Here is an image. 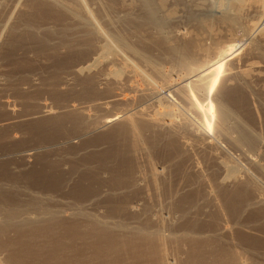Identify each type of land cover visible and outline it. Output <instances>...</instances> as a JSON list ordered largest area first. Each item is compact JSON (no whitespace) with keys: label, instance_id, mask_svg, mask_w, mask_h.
Instances as JSON below:
<instances>
[{"label":"rangeland","instance_id":"obj_1","mask_svg":"<svg viewBox=\"0 0 264 264\" xmlns=\"http://www.w3.org/2000/svg\"><path fill=\"white\" fill-rule=\"evenodd\" d=\"M33 1L34 0H30V1L29 0H0V3H2L3 6H6L5 8H3L4 11L3 10L0 11V16L3 14L0 17V20L2 19V17L11 16L13 17L12 21L14 23L17 21L15 24H17L16 26H19L20 25L19 23L22 22L23 17H26L27 15L29 16L30 12H31L30 15L32 14V9L30 7V4L34 3ZM85 1L87 3V8L90 11H92V13H96L93 15L95 16V18H97L98 22L101 23L102 28H104L103 26L104 23H102L103 22L102 20H99L100 19L99 14L101 12H102V15L104 13L105 18L107 20H110L109 18H111V22L115 20V23L112 22V24H114L113 26L115 30H117V33H120L121 37H123L124 43L126 44L127 47L128 46H131L134 48L139 47V49H141L143 43L140 39L143 36H144L143 39L145 38L148 39L147 36L149 35L151 39V40L149 39L150 43H152L153 39L156 38V34H157L156 30L138 32L137 29L133 28L135 26L134 24L130 25L129 23H127L125 24V26L122 25V22L120 21H122L121 18L123 17L121 15L122 14L124 15L123 8L126 11H128L126 6H124L122 9L120 7V9H116L117 11L114 12V14L113 12L112 14H110L111 12L108 10L107 8L108 5L106 4L107 1L99 0L101 4H106L107 6L100 5L99 1L97 0H88L89 2L87 0ZM158 1L159 0H156L157 3ZM162 1H163V4L165 5V7L163 8L164 17H165L163 18V20L165 22L162 28V34L164 35V37L172 38L177 33H183V35H189V32H190V35L192 33L191 36L195 37L194 39L197 42L202 41L201 42L202 44L211 48V46H214L213 42H215V39L213 40V36H210L209 32L215 34V36L219 38L220 43H223L227 35L233 32L229 26L225 24L222 25L219 22L217 23V21L215 20V18L220 16L221 9L225 5L226 1L228 0H196V1L195 0H162ZM262 2L264 5V0H262ZM99 6L100 7L102 6L103 8H100ZM105 7L108 11L105 10ZM100 9H101V12L98 11ZM112 15H115V16L112 17ZM20 16H21V19H20ZM119 16L121 18H119ZM1 24L2 23L0 22V25ZM115 24H117V26ZM9 28L10 26L9 27L7 26L5 30L0 29V125H3L2 128L0 126V154L1 155L8 154L9 158H7L6 156L5 160L9 159L11 161L10 163H13V164H9L7 162L6 164L7 166H9L8 168H10L11 166L14 172L16 170V172L13 174V171H11L12 170L11 168L7 169L8 172L10 173L7 172L8 173L7 176L4 177V179L6 180H2V183H6L7 185V187H5L6 188L5 196L8 201L17 202L21 204L19 211H37L30 206L27 208L24 206V204L31 205L32 204L31 198H34L35 199L34 201L38 199L37 202H40V204H43L45 207L46 206H48V208L51 207L50 210L52 211H64L66 215L69 213L67 216L70 215L72 217H75L76 215L75 213L77 211H84L85 213L88 212L87 214H89L92 211V213H90L89 215L95 216V218L97 217V219H99L101 222H104L106 224H107V221L109 220L107 224L108 226L112 227L114 226L113 224H116L115 226H118V228L122 229V231L125 233H128V231L133 233L135 232L134 231L135 228H138V227H143L147 234L148 232H150L149 234L156 233L155 235H158L157 232H159L160 233L159 237H162V239H164L163 245H162V251L165 253L164 254L165 257L167 256L165 260H169L168 262L171 264H186L187 259L190 257L189 255L191 254L190 253L191 250L196 249V248H192L190 242L182 240V238L185 236L184 233L189 231V229L191 231L196 230L193 234H191L192 237L199 235L198 238L207 239L208 237L210 238L214 232L219 230V228L228 227L230 230L228 229L229 231H227V234L224 235L225 239L223 240H225L224 241L225 243L226 242L231 243V246L233 247L231 248V251L232 249L233 251L236 250L239 256L240 257L242 256L241 258L243 260L245 259L248 261V262L245 261L246 263H250L253 261L254 263L264 262V218H263L264 211H253V208L255 207L249 206L251 210L248 208L246 210L244 209L242 212V210L239 209V206L241 204L238 207H236L237 208L236 209L235 206H232L231 203L230 204L228 203L229 201L227 202L228 203L227 205H230V206H227L224 198L219 194L217 183L223 179H226L225 176H227L228 173L225 174L223 171L222 172L218 170L216 171V169H214L215 166L212 168L213 166L212 162H210L211 163V168H210L209 160L207 162L206 161L207 159H205V156H207V153L209 152L211 155L212 154L214 156L216 155L217 158L224 160L225 162L228 160L227 162L229 163V165H232L234 167H236L235 165H237L240 171L238 172V170H236L238 175L240 174L242 175L244 172V174L248 173L251 180L254 179L255 177V179L252 181L253 183L256 182L255 185H257L259 182V184L257 185L258 190H259L258 193L263 194L261 196L262 198L264 197V193H263L264 190H262L264 189V175L263 174L260 175L259 172L257 173V171L252 170L251 168H248L249 165H247L248 164L247 157H250L253 159L257 158L259 159V161L261 160L260 162H262L263 164L264 163L263 156H262L263 153H261L263 150H261V148L260 149L257 148L255 152V150L253 151L251 149L250 150L248 149L250 151L249 152L247 151L246 149L247 147L245 146H241L240 148L234 147L235 145H233L232 142L230 143V140L226 136H223L224 134L221 133L220 131L221 128L217 125L219 124L218 113L216 114L215 112L216 110L214 111V109H212L213 107L211 108L210 105L208 106V104L205 102L206 101V95H205L206 94V90H205L206 84L209 81H210L209 83H212L214 79H215L214 81H216L222 78V81L215 82L214 87L218 90L221 99L224 100L223 103L227 106L229 105L231 108L239 107L238 105H241L242 107H245L246 111L248 110L247 111L248 115H249V112H252L250 114L255 115V117H257L256 120L258 119L256 121V126L254 127L257 128L256 130L259 135L262 134L264 136V42L261 43L262 45H259L260 47H259V50H257L258 52H256V50L255 51L248 50L250 46L249 47L246 46L243 54H241L242 56L239 55L240 58L237 57V59H235L233 64L230 63V64H226L223 66L219 65L221 66V68L219 69L217 68V70L214 71L213 76H210L209 79L208 77H202V78H198L194 80H188L189 83L195 84L198 87L200 86V88H198L199 91L197 93H193L194 95L189 92L187 93L186 87H184V90H181L183 89V87L180 88V90H178L177 92H171V91L162 89L163 84L166 83V81H178L181 77L187 76L188 72L183 66L178 65L172 56L168 55L167 53L164 54V52H162L163 50L161 51V49H158V47H156L153 44L154 41L152 44H150V46H147L149 41H147L146 39L147 44L145 46H147L146 52L147 54H149L147 55L149 57V62H146L144 59L140 58L138 55L132 53V51H128V48H126L125 46L123 47L122 43L116 42L115 52L117 53H115L114 62L111 65L114 67L112 68L116 69L117 71H120L123 68L124 69L128 68L131 71H134L135 75L134 74L132 76L130 75L131 77L129 76V78H128V75H125V76L122 75L123 77L121 78L119 77L114 83V85L113 86L111 85V87L108 88L109 90L108 89L106 90L104 89V87H102L105 93H100V92L93 93L91 91L92 93L91 94L90 92H87L88 90H86L87 89L86 84L84 83L81 84L80 78L74 77L70 74L71 73L70 71L73 68V66H76L77 64H79L78 62L82 61L79 58L80 56L76 57L78 54L76 55L75 53L71 52L70 50H68L67 48L63 46H60L59 44H55V46H57L55 47V51L50 50V49L44 50L45 48L43 49L42 47H39L38 45H37L38 47L34 46L32 39H29L27 43L23 42L21 46L17 45L19 48L16 47V45L10 46L11 36L9 35H11V33L9 32L10 31ZM234 35H236V33H234ZM236 45L242 46L246 44H245V41L238 40L236 42ZM211 56L212 55H210V58ZM151 61L153 62L150 63ZM251 68L254 69V71L253 73H251L252 75H250L246 80H244L245 82L240 77L236 76L238 72L240 71L242 72L245 69L250 70ZM219 74H221L220 75L221 77L219 76ZM162 76H164L165 78ZM65 79L71 80V81L68 80L69 85H64L63 81H65ZM148 84L151 88L152 86L153 88L154 87L157 88L159 94H156V96H154L153 94L151 95L148 94L150 92L149 90L151 89L148 86ZM129 85L130 86L136 85V87L139 89L144 88L143 91L147 92V96L146 95L142 96L140 97L141 99L138 98L139 96L136 95L137 93L135 92L133 87L130 88ZM63 86H65V88ZM111 92H115L116 95L119 94L121 97L122 96L124 97L134 96L135 97L136 96V99L138 100H136L132 104V106L134 107V110L131 109L133 108L132 106H130L131 108L127 107L131 109L130 110L131 112H134L136 110L137 111L140 110L144 112L145 110V112H147L146 113L147 115L150 113L149 114L150 116L151 114L153 115L154 113H156V111L158 110L160 111L164 109L163 111H165L167 109L169 110L172 116L177 115L176 117L178 118L172 117L171 115L170 116L174 119L176 118V120H178L179 123L185 122L186 124L189 125V126L187 125L186 127H184L183 125L181 127L182 129L180 130V133H178V137H179L178 139H182L183 141L187 140L188 142L190 141L189 143H192V146L193 145L197 146V148L195 146L194 147L191 146L192 150H190L191 152L189 155L190 157L193 156L192 158L187 157L189 155H185L187 158L186 157L184 158L186 159L184 158L179 159L180 157L178 156L174 157L175 155H174L173 150L162 149L163 146L165 145L161 146L162 148L159 147V149L161 150L159 149L149 150L147 148V145H145L146 147L143 145L147 153L146 152L144 153L142 150H138V151L136 150L137 151L135 154L136 156H134L135 160L133 161V163L130 162L131 165L127 159L125 160L126 157L124 158V160L122 158L123 161L120 159L121 160L120 162L124 163V164L122 163L123 166H125L126 164V166L127 165L128 166L127 167L125 166V168L130 169V170L128 169L129 172H127L126 177H124L125 181L123 183L122 189L119 188V190L117 191V192L120 191L119 197L122 196L124 198L123 199L124 203L127 204V205L124 204L125 207H123V210H122L123 204L120 205L121 208H119V206L116 203V200H114L113 198L114 194L113 195L110 194V190L113 187L115 171L113 172V169L110 168L109 166H106L103 162H100L98 160H96L98 162H94V159L90 158V156L93 157L94 154L102 153L103 152L102 149H104V146L106 145L105 143H104V146L100 145L101 147L100 152L97 151V152L85 153L88 155L87 156V155H84L82 151L80 152L81 155H79L80 153L78 154L80 157L79 156L76 157L74 150H71L66 147L68 149L67 150L65 147L61 145H59L60 146L59 147L58 143L61 142L62 138L66 139V138H72L73 136L75 137V135L78 134L77 131L74 132L75 130L73 131V129L69 128L68 126L65 127V124L64 126H61V127L60 126L58 127L53 124L51 125L50 123H46V121L48 120H45V121L43 120L30 121L29 120L30 122L28 120H25L28 117H31V115H33L34 113L39 111L40 109L39 106H41L40 104H46L50 106L51 108H53V110L58 112V111H63L67 107L68 104L71 105L73 103L74 105L76 106L78 105L79 107L85 106V108H87L88 111L89 110L91 111V114L97 115L94 117L98 119V116H99L98 120L103 121V119H107L108 117L103 113L101 114V112L100 114L97 113V111L96 110L94 111V108L92 107L95 104H97L99 101L106 100L105 99L106 96H109L110 94H112ZM5 101L9 102L11 105H13L12 107L16 109L17 111V115L15 116L16 120H15V117L10 116L7 113L6 106L3 104ZM194 103L195 105L197 106L199 105V107H202L201 108L202 113H204L202 114L203 116L200 113H198V111H196V109L194 108L196 107ZM138 106L143 107V108L136 109V108H139ZM145 106L147 107L145 108ZM119 108L121 110L126 109L124 108V106H122V107H116L117 110L114 108L113 111H119L120 110ZM62 115L67 116L66 114H60V117H63ZM216 115H217V118H216ZM165 118L167 119V116ZM229 122H230L229 125L233 124V120L231 121L229 120ZM217 127H219L220 130H218ZM37 129H39V131ZM145 129L146 130L144 131H146L147 136L149 138L152 137L153 134H152L151 129H148L146 127ZM262 135L260 136V138L262 139V142L264 143V137ZM103 138L104 137H102L101 135L99 137L97 136L94 139L102 141ZM117 138L115 140H117L119 143H117L116 141L114 143V146L116 147L115 150L117 151V153L121 154L120 151L127 149L129 144L127 141H125L124 143L123 138H119V139ZM203 138L205 141L207 140L209 141V143L213 145V147L211 146L212 147L211 149L210 148L207 149L209 150L207 153L206 151L203 152V149L201 150L198 148L199 146L198 142ZM194 140L195 141L199 140V141L195 142ZM62 142H63V139H62ZM83 142L84 140L77 141L78 144H81ZM173 142H174L175 147H171V148L177 149L175 140H173ZM119 144L122 145V147H118ZM56 145L57 147H54ZM75 148L77 149L78 147H75ZM216 149L217 151H215ZM11 150H13L12 151L13 153H9ZM26 150H27L26 152L27 154L24 153V151ZM155 151H158V152H155ZM161 151H163V153H161ZM170 152L172 153L170 154ZM213 152L216 154H214ZM204 153L206 154L204 155ZM73 154L75 157L72 156ZM191 154L193 155L191 156ZM85 156L87 157V159ZM147 157H149L150 160ZM260 157H262V159ZM119 158H121V156ZM190 159L193 161H191ZM86 161L87 163L83 164V162H86ZM25 162L28 163V165L30 166H28ZM184 162H186L187 164ZM179 163H180V166L178 167ZM148 164H150L151 166L150 165L148 166ZM196 164L198 166H196ZM190 165L192 167H190ZM193 165L198 168L193 167ZM151 167L157 169L158 173H162L164 177L158 179L157 181L156 180L150 181L149 168L151 169ZM238 167L236 168L238 169ZM209 168L210 170L214 169L217 174L213 173L212 170L210 172ZM194 169H196V171H199L201 176H204L205 178L201 177L199 175V172L198 173L194 172ZM250 169L252 170L251 172H250ZM97 170H98V173H97ZM179 170L181 171V173ZM130 171H132L133 173L132 177H130L131 175ZM245 171H248V172H245ZM178 173H179V177H178ZM128 175H129V178H128ZM195 175H196V178H195ZM133 176L135 177L134 179H133ZM197 176H199L198 178L203 181L201 182V180H199ZM243 177L244 176H242V178ZM214 178L216 180H214ZM210 179H213V180H210ZM205 182H206V185H205ZM152 183L154 184V186ZM9 185H12V186L10 187ZM208 188H210V190ZM196 189H197V192H196ZM208 190L209 192L214 193V196L216 197L215 199L209 198L208 201L206 200L207 197L205 198V195H206L205 192L207 193ZM228 192H230V190H228ZM187 194L190 197L189 198L190 202L194 200L193 203H195V201L196 203H200L197 205L198 207H195L197 208V211L199 210L198 213L196 209L194 208L196 212L192 210L193 212H188L187 213L188 215H187L186 213H183L186 211H183L180 205L178 204L176 206L174 205L177 202L176 198H178L181 195L182 196L185 195L184 197H188ZM190 195H192L193 198ZM251 197L252 195H250V198ZM219 205L220 207H218ZM124 208L126 209L124 210ZM128 208L135 209L136 214L129 213L130 211L127 210ZM149 208L150 210H147ZM233 209H236V210H233ZM202 210L204 211L203 214H202ZM73 211L75 215L72 214ZM126 211H129V212H126ZM187 211H191V208H189ZM230 211H237L236 215L234 213V216H233ZM29 215L34 216L32 215V213H30ZM101 215L103 217H101ZM104 217L105 219H103ZM109 222L112 223V225ZM124 224L127 226H124ZM125 227L127 229H125ZM146 227H148L149 229H147ZM196 227L198 228L193 229ZM199 231L202 233H200ZM30 234L35 235L38 233L34 231L33 232L30 231ZM3 235H1L0 244H3V245L5 244L4 245L5 248H0V264H36V262L41 258L43 252L39 251L36 248H32L34 251L31 253L32 254L31 257L33 256L31 258V262H24L25 260H27L25 256H22L20 263L8 261V256H9L8 253L12 252L13 250L19 249V247H21L22 243L25 242V240H23L22 242H19L22 238L20 239V233H18V231L14 229L9 230L8 233L5 232V234ZM253 237H256L257 239H253ZM26 241H30V240L26 239ZM9 243H12L14 247L6 248V246L8 247ZM35 252L36 254H34ZM34 258L36 259L38 258V260ZM255 258L257 261L255 260Z\"/></svg>","mask_w":264,"mask_h":264},{"label":"bare ground","instance_id":"obj_2","mask_svg":"<svg viewBox=\"0 0 264 264\" xmlns=\"http://www.w3.org/2000/svg\"><path fill=\"white\" fill-rule=\"evenodd\" d=\"M97 1H99V0H97ZM100 1H102V0H100ZM100 1H99V3H100ZM104 1H107V3L106 2L105 3L108 6L106 4H101V3H100V5H102V6L106 5L108 10L111 12L110 14H112V12L114 14V12L117 11L116 9H120V7H121V9L124 6L127 7L128 11H126L123 8L124 15L123 14L121 15L123 18H121L119 16V18H121V20H122L120 22H122L123 26H125V24H127V23H129L130 25L134 24L135 26L133 28L137 29L138 32H144V31H148V30H156L157 31L156 38L154 37L155 38V39H153L154 43H153V41H152V43L156 47H158V49H161V51L163 50L162 52H164V54L167 53L168 55L172 56L178 65L183 66L187 70V72H188L187 76L181 77L178 81H166V83L163 84L162 89H165V90H168L171 92H177L182 87H183V89H181V90H184V87H186L187 93L188 92L192 93V94L197 93L199 91L198 88H200V86L198 87L195 84H191L188 82V80H194V79H198V78H202V77H208V79H209L210 76H213V73L215 70H217V68L218 69L221 68V66H219V65L223 66L226 64H230V63L233 64V62L235 61V59H237V57L240 58L239 55L243 54L246 46H248V47L250 46L248 50H251V51L256 50V52H258L257 50H259V47H260L259 45H262L261 43L264 42V5H263L262 0H228V1H226L225 5L221 9L220 16L215 18V20L217 21V23L219 22L222 25L225 24V25L229 26L233 32H231L230 34L227 35L226 39L224 40L225 42L223 41V43L219 42V38H217L215 36V34L209 32V35L213 36V40L215 39V42H213L214 46H211V48L202 44L201 43L202 41L197 42L194 39L195 37L191 36L192 33L190 35V32H189V35H183V33H177L176 32L177 34L174 35V33H173L174 36L172 38L164 37V35L162 34V28H163V25L165 22L163 20V18H165L164 12H163L164 11L163 8L165 7V5L163 4L162 0H159L158 3L156 2V0H104ZM33 2L34 3L30 4V7L32 9V14L30 15V13H31L30 12L29 16L28 15L26 17L22 16L23 17L22 22L19 23L20 25L18 24L19 26H16L17 24H15V23L17 21L14 23L12 21L13 17H11V16L10 17H2V19L0 20V22L2 23L0 25L1 30H5L7 28V26L8 27L10 26L9 32L11 33V35H9L10 33L8 34L9 36H11L10 46L16 45V47H18L17 45L21 46L23 42L27 43V41L29 39H32L34 46L38 45L39 47H42L43 49L45 48L44 50L50 49V50L55 51V47H57V46H55V44H59L60 46H63L65 48H67L68 50H70L71 52L75 53L76 55L78 54L76 57L80 56L79 58L82 61L78 62L79 64H77L76 66H73L72 69L70 68L71 69L70 74L74 77L80 78L81 84L82 83L86 84V87H87L86 90H88L87 92L91 93V91H92L93 93H96V92L97 93L98 92L105 93L103 90L104 89L107 90L109 87H111V85L113 86L119 77L120 78L123 77L122 75H124V76L128 75V78L130 75L131 76L133 74L135 75V72L131 71L128 68H125V69L123 68L120 71H117L116 69L112 68V67H114V66H111L112 63L114 62V56H115V53H117V52H115L116 51V42L122 43L123 47L125 46L126 48H128V51H132V53L138 55L140 58L144 59L146 62H149V57L147 56L149 54H147V52H146V47L150 46V44H152L149 41V39H150V37L148 35L149 33L146 34V35H148L147 36L148 39L147 38L143 39L144 36L143 37L141 36L142 38L140 40L143 43L141 49H139V47L138 48H134L131 46L127 47L126 44L124 43L123 37H121L120 33H117V30H115V28L113 26L114 24H112V22L115 23V20H113L112 22H111V18H109L110 20H107L105 18L104 13L102 15L101 9L98 10L101 12V13L99 12L100 13L99 14V18H100L99 20H102L103 21L102 23H104L103 24L104 28H102L101 23H99L97 18H95V16L93 15L96 13H92V11H90L87 8V3L85 0H34ZM160 2H161V4H160ZM1 6H3L2 3H0V11H2V10L4 11L3 8H5L6 6H3V7H1ZM102 6L101 7L99 6V7L103 8ZM99 7H98V9H99ZM105 10H107L106 7H105ZM107 13H109V12H107ZM106 15H108V14H106ZM114 16L115 15H112V17H114ZM97 17H98V15H97ZM20 19H21V16H20ZM18 20H19V18H18ZM116 23H117V21H116ZM115 25L117 26V24H115ZM234 33H236V35H234ZM138 37H140V36H138ZM146 39H147V41H149L147 46H145L147 44ZM238 40L239 41L240 40L245 41L246 45L237 46L236 42ZM28 45H29V43H28ZM30 45H32V44H30ZM154 45H152V46H154ZM211 49H213V50H211ZM5 51H7V50H5ZM210 55H212V56L214 55V56L213 57L211 56V58H210ZM51 56H52V54H51ZM152 62L153 61H151L150 63H152ZM253 71H254V69H252V68L250 70L245 69L242 72L241 71L238 72L236 74V76L240 77L244 81L250 75H252L251 73H253ZM223 73H224V71H223ZM166 75H167V73H166ZM220 75L221 74H219V76ZM162 77H164V76H162ZM68 80H70V79H68ZM68 80L65 79V81H63L64 85H69ZM214 80L212 83H209L210 82L209 81L206 84V87H205L206 101L205 102L208 104V106L210 105L211 108L213 107L212 109H214V111L216 110L215 111L216 114L218 113L219 124H217V125L221 128V130H220L219 127H217L218 130H220L221 133L224 134L223 136H226L230 140V143L232 142V144L235 145L234 147L240 148L241 146H245V147H247L246 148L247 151H249L251 149L253 151L255 150V152H256L257 148H259V149L261 148V150H263L261 153H263L262 156H263V160H264V143L262 142V139L260 138V136L262 134L259 135L257 130H256L257 128L254 127V126H256V121L258 120V119L256 120L257 117H255V115L250 114L252 112H249V115H248V112H247L248 110L246 111L245 107H242L241 105H238L239 107H235V108H231L229 105L228 106L225 105L223 103L224 100L221 99L218 90L214 87L215 82L222 81V78L220 80L219 79L216 81H214ZM145 84H147V83H145ZM139 85H141V84H139ZM81 86H83V85H81ZM115 86H116V84H115ZM148 86H149V84H148ZM63 87L65 88V86H63ZM102 87H104V89H102ZM132 87L135 90V92L137 93L136 95L139 96L138 98L145 96V95L147 96V92L143 91L144 88L139 89L136 87V85L130 86V88H132ZM112 90H113V88H112ZM149 91L150 92L148 94H150V95L153 94L154 96H156V94H159L157 88H155V87L153 88V86ZM135 92H134V94H135ZM111 93L112 94H110L109 96H106V98H105L106 100L99 101L100 103L98 102L97 104H95L92 107V108H94V111L95 110L97 111V113L100 114V112H101V114L103 113L108 117L107 119H103V121L98 120L99 116H98V119L96 117H94L97 115L91 114V111L89 110L90 111L89 112L88 109L85 108V106L79 107L78 105L76 106L73 103L71 105L68 104L65 109L62 108V109H64L63 111H58V112L53 110V108H51L50 106H48L46 104H40L41 106H39V108H40L39 111L34 113L33 115H31V117H28L25 120H28V121L29 120L30 121L48 120V121H46V123H50L51 125L53 124V125H56L58 127L59 126L61 127V126H64V124H65V127L68 126L69 128L73 129V131L75 130L74 132L77 131L78 134H76L75 137L73 136L72 138H66V139L62 138L63 142L61 139V137L63 136L62 135L60 137L61 142L58 143V146L61 145L65 148L67 147L71 150H74L76 157L81 155L80 152H82V151H83L82 153L84 155H87L85 153H88V152H97V151L100 152V150H101L100 145L104 146V143H105L106 144L104 146L105 150L102 149L103 150V152L101 151L102 153L94 154L93 157L90 155L89 156L91 159H94V162H98V161L103 162L106 166H109L110 168H112L113 172L115 171L113 187L110 190V194L111 195L114 194L113 198H114V200H116V203L119 206V208H121L120 205L123 204V206H122V210H123V207H125L124 206L125 203L123 201L124 198L122 196L119 197L120 191L119 192H117V191L119 190V188L122 189L123 183L125 181L124 177H126L127 172H129L128 171L129 168L126 169L125 168L126 164H125V166H123L124 163L122 162L123 163L122 164L120 162L122 160V158L124 160V158L126 157L125 160L127 159L129 161V163L130 162L133 163V161L135 160L134 156H136L135 154L138 150H142L144 153L145 152L147 153V151L144 148L145 145H147V148L149 150H152V149L158 150L159 147L162 148L161 146L165 145V146H163L162 149L173 150L174 155H175L174 157L178 156V157H180L179 159H181V158L186 157L185 155L190 154V152H191L190 150H192L191 149L192 143H189L190 141L188 142L186 139L185 140L187 142L183 141L182 139H178L179 138L178 133H180V130L182 129L181 127L183 125H184V127H186L188 124H186L185 122L179 123L178 120H176V118H178V117H176L177 115L172 116L171 113L169 112V110H167V109H166L167 111L166 110L163 111L164 109L160 110V111L158 110L159 112L156 111V113H154L153 115L151 114L150 116H149L150 113L147 115L146 114L147 112H145V110H144V112L146 115L144 114L143 111H140V110H138V111L136 110L134 112H131L130 111L131 109L134 110V107L132 106V104L136 100H138V99H136V96L135 97L134 96L133 97L122 96L123 97L122 98L119 94L116 95L115 92H111ZM191 97H192V95H191ZM190 103H192V102H190ZM3 104L6 106L7 113L10 116L15 117L17 115L16 109L12 107L13 105H11L7 101H5ZM194 105H195V103H194ZM122 106H124V108H126V109L121 110L119 108L120 109L119 111H113L114 108L116 109V107H122ZM130 106H132L133 108H131ZM195 106L196 107H194V108L196 109V111H198V113H200L201 115L204 114V113H202V109H201L202 107H199V105L198 106L195 105ZM127 107H130L131 109L127 108ZM146 107L147 106H145V108ZM232 107H234V106H232ZM89 108H91V107H89ZM141 108H143V107H139L136 109H141ZM249 110H251V109H249ZM242 111L243 112L246 111V112L243 113ZM60 114H66L67 116L62 115L63 117H60ZM211 114H210V116H211ZM170 115L172 117H176V118L174 119ZM166 116H167V119L165 118ZM57 118H58V120H57ZM103 118H104V116H103ZM216 118H217V115H216ZM15 120H16V117H15ZM229 120L230 121L233 120V124L229 125V123H230ZM180 122H181V120H180ZM0 126H1V128L3 127V125H0ZM145 127L148 129H151L152 134H153V136H152L153 138L152 137L149 138L147 136L146 131H144V130H146ZM37 130L39 131V129H37ZM147 133H149V132H147ZM67 134H68V132H67ZM71 134H73V133H71ZM233 134H234V136H233ZM101 135H102V137H104L102 141L94 139L97 136L99 137ZM117 137L123 138L124 143H125V141H127L129 144L127 149H124L121 151L118 149L121 154L117 153V151L115 150L116 147L114 146V143L117 141V140H115ZM119 138H117V139H119ZM92 139H94V140H92ZM79 140H81V141L84 140V142L81 144H78L77 141H79ZM173 140H175L177 149L171 148V147H175ZM199 140H196V141L194 140V141L198 142ZM117 143H119V142L117 141ZM198 143H199L198 148L201 150L203 149V152L206 151V153L209 151V150H207L208 148L211 149L213 147V145L211 143H209V141H207V140L205 141L204 138L201 139ZM109 144H110V146H109ZM121 144H123V143H121ZM119 145H118V147H122V145H120V146ZM126 146H127V144H126ZM194 146L195 145H193L192 147H194ZM54 147H57V145ZM75 147H78V148L76 149ZM195 147L197 148V146H195ZM111 148H113V149H111ZM246 149H244V150H246ZM159 150H161V149H159ZM12 151L13 150H11L9 153H13ZM215 151H217V149ZM26 152H27V150L24 151V153H26ZM155 152H158V151H155ZM57 153H58V151H57ZM161 153H163V151H161ZM171 153L172 152H170V154ZM206 153H204V155ZM208 153H207V156H205V159H207L206 160L207 162L209 160V164H210L209 167L211 168L210 162H212V165H213L212 168L215 166L214 169H216V171L217 170L221 171V172L223 171L225 174L228 173V175L225 176L226 179H223L221 181L219 180L220 182L217 183V188H218L219 194L224 198L226 205L228 203L229 204L231 203V205L235 206V208H236L241 204L239 206V209H241L242 212L244 209L245 210L248 209L249 206L255 207V208H253V211H264V197L262 198L261 195H263V194L258 193L259 190H258L257 185L259 184V182L257 181L258 184L255 185L256 182L253 183V181H252L255 179V177H254V179L251 180L248 173L244 174V172L242 171L243 169L241 171L243 172L244 175L243 174L242 175L240 174L241 176L238 175L236 170H238V172H240V171H239V167L237 165H235L233 163L236 167H238V169L232 165H229V163L227 162L228 160L225 162L224 160L217 158L216 155L214 156L213 154L211 155L210 153L209 154ZM67 154H68V152H67ZM214 154H216V153H214ZM148 155H149V153H148ZM192 155L193 154H191V156ZM6 156H7V158H9L8 154H3V155L0 154V238H1V235L5 234V232L8 233L9 230L14 229V230H17L18 233H20V239L22 238L21 240L19 239L20 240L19 242H22L23 240H25V242L22 243V245H21V247H19V249L13 250L12 252L8 253L9 254L8 261L20 263L22 256H25L27 258V260H25L24 262H31V258L33 257V256L31 257V255H32L31 253L34 251L32 248H36L39 251L43 252L41 258L39 257L40 258L39 260H38V258L37 259L34 258V259L38 260L36 262V264H171L168 262L169 260H165L167 256L165 257V255H164L165 253L162 251V245H163L164 239H162V237H159L160 236L159 232H157L158 235H155L156 233L155 234H152V233L149 234L150 232H148V234H147L143 227L137 226L138 228H135V230H134L135 232L131 233L130 231H128V233H125L122 231V229H119L118 226H115L116 224H113L114 226H112V227L108 226L107 224H108L109 220L107 221V224H106L104 222H101L99 219H97V217L95 218V216L89 215L90 213H92V211L89 214H87L88 212L85 213L84 211H77L75 213L76 215L74 214V211H73L72 214H74L75 217H72L70 215L67 216L69 213L66 215V213L64 211H52V210H50V208H51L50 206H49L50 208H48V206L45 207L43 204H40V202H37L38 199H36V201H34L35 200L34 198H31L32 199L31 205H25L24 204V206L26 208L30 206L37 211H19L21 204H19L17 202H10L7 200V198L5 196V190H6L5 187H7V185H6V183H2V180H6V179H4V177H6L8 173H10V172H8L7 169L11 168L12 169L11 171H13V174L16 172V170L14 172V170L11 166H10V168H8L9 166H7L6 162L9 164H13V163H10L11 161L9 159L5 160ZM72 156H74V154ZM120 156H121V158H119ZM260 156H261V154H260ZM187 157H190V155ZM192 157H190V158H192ZM147 158L149 159V157H147ZM186 158H184V159H186ZM260 158L262 159V157H260ZM86 159H87V157H86ZM136 159H137V157H136ZM96 160H98V161H96ZM74 161H76V160H74ZM172 161H174V160H172ZM191 161H193V160H191ZM260 161L257 158L253 159V158L247 157V163H248L247 165H249L248 168H251L252 170L257 171V173L259 172L260 175L261 174L264 175V163L262 164V162H260ZM78 163H79V161H78ZM84 163H87V161L83 162V164ZM131 163H130V165H131ZM184 163H186V162H184ZM26 164L28 165V163H26ZM81 165H82V163H81ZM85 165H83V166H85ZM149 165L150 164H148V166ZM191 165H190V167H192ZM28 166H30V165H28ZM171 166H172V164H171ZM179 166H180V163H179L178 167ZM196 166H198V165L196 164ZM88 167H90V166H88ZM193 167H195V166L193 165ZM195 168H198V167H195ZM210 168H209L210 172L212 170L213 173H216L214 169L210 170ZM186 169H187V167H186ZM251 169H250V172L252 171ZM88 170H89V168H88ZM149 170H150L149 171L150 181L151 180L157 181L158 179L164 177L163 174L158 173L157 169H155V168L151 167V169L149 168ZM171 170H172V168H171ZM177 170H178V168H177ZM194 172L198 173L199 171H196V169H194ZM245 172H248V171H245ZM97 173H98V170H97ZM130 173H131V175H130ZM130 173H129V175H130V177H132V174H133L132 171H130ZM180 173H181V171H180ZM129 175H128V178H129ZM142 175H144V174H142ZM196 175H195V178H196ZM199 175L201 176L200 172H199ZM193 176H194V174H193ZM242 176H244V177L242 178ZM178 177H179V173H178ZM198 177L199 176H197V178ZM201 177H204V176H201ZM134 178L135 177L133 176V179ZM199 180H201V179H199ZM210 180H213V179H210ZM214 180H216V179L214 178ZM197 181H196V183H197ZM202 181L203 180H201V182ZM204 181H205V179H204ZM203 184H204V182H203ZM205 185H206V182H205ZM9 186L11 187L12 185H9ZM119 186H121V187H119ZM153 186H154V184H153ZM13 189H15V188H13ZM208 189L210 190V188H208ZM198 190H200V189H198ZM209 190L207 193L204 191L206 194L205 198L207 197V199H206L207 201L209 200V198H213V199L216 198L214 196V193L209 192ZM228 190H230V192H228ZM262 190H264V189H262ZM196 192H197V189H196ZM260 192H261V190H260ZM216 193H218V192H216ZM250 195H252L251 198H250ZM184 196L181 195L178 198L175 197L177 199V202L174 205L175 206L177 204L180 205V207L183 209V211H186L183 213L187 214L188 212H193L192 210H194L195 207H198L197 205L200 203H196V201H195V203H193L194 200H192V202H190V200H189L190 197L188 194H187L188 197H184ZM190 196L193 198L192 195H190ZM195 196H194V198H195ZM49 199H50V197H49ZM216 202H217V200H216ZM125 205H127V204H125ZM227 206H230V205H227ZM114 207H115V205H114ZM218 207H220V205ZM150 208L147 210H150ZM189 208H191V211H187ZM125 209L126 208H124V210ZM195 209L197 211V208H195ZM236 209H233V210H236ZM127 210H129L130 212L129 211H126V212L136 214L135 213L136 211L133 208H128ZM196 211L194 210V212H196ZM198 211H197V213H198ZM29 212L32 213V215H34V216L29 215L30 214ZM230 212L234 216V213L236 215L237 211H230ZM203 213H204V211L202 210V214ZM261 213H263V212H261ZM102 215H101V217H103ZM196 216H197V214H196ZM184 218H185V216H184ZM263 218H264V216H263ZM103 219H105V217ZM110 222H112V221H110ZM123 222H121V223H123ZM110 224L112 225V223H110ZM125 224H124V226H127ZM193 224H195V223H193ZM141 226H142V224H141ZM146 228L149 229L148 227H146ZM197 228L198 227L193 228V229H197ZM125 229H127V228L125 227ZM228 229H229L228 227H223V228L221 227V228H219V230H217V231L215 230L216 232L213 233L214 236L212 235L213 236V237L211 236L212 238L208 237L207 239L206 238L200 239V238H198L199 235L192 237L191 234H193L196 230L191 231L189 229V231L184 233L185 236L184 237L182 236L183 238L181 237L182 240L190 242L192 248H196V249L191 250V252H190L191 254L189 255L190 257L187 259L186 264H264V262H260V263L255 262L254 263L253 260H252L253 262L246 263L245 261H247V260H245V259L243 260L241 258L242 256L240 257L235 249H234L235 251H233V249L231 251V248H233L231 246V243L230 242L225 243L224 242L225 240H223V239H225L224 235L227 234V231L230 230V229L229 230ZM30 231L31 232L34 231L38 234H35V235L30 234ZM126 232H127V230H126ZM200 233H202V232H200ZM171 236H172V234H171ZM176 237H178V236H176ZM26 239L30 240V241H26ZM253 239H257V238L253 237ZM15 243H13V244H15ZM182 243H184V242H182ZM4 245L0 244V248H5ZM183 245H185V244H183ZM10 247H14L12 245V243H9L8 247L6 246V248H10ZM34 254H36V252ZM255 260H256V258H255Z\"/></svg>","mask_w":264,"mask_h":264}]
</instances>
